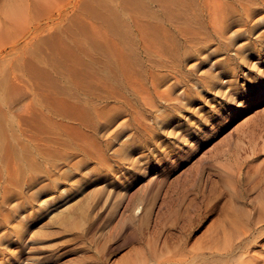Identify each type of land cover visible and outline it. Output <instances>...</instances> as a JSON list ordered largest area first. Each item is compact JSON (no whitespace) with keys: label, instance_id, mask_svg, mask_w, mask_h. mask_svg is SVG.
Segmentation results:
<instances>
[{"label":"rangeland","instance_id":"rangeland-1","mask_svg":"<svg viewBox=\"0 0 264 264\" xmlns=\"http://www.w3.org/2000/svg\"><path fill=\"white\" fill-rule=\"evenodd\" d=\"M114 1L128 13L139 10L135 0H103L104 11ZM255 16L256 22H230L232 47L219 34L181 47V68L164 83L168 89L177 77L170 92L177 103L159 102L151 122L158 129V118H175L177 137L161 129L154 139L130 116L110 120L97 138L100 146H112L108 169L75 150L68 159L66 142L55 138L36 107L29 109L55 105L50 70L79 72L85 65L83 51L106 27L100 0H0V264H172L178 258L239 264L244 253L264 258V155L253 154L264 101L246 105L259 70L255 57L242 60L264 41V22ZM217 73L226 74L223 94L209 87V75ZM231 98L244 99L242 107L230 105ZM172 103L192 107L179 115ZM23 105L29 111L22 113ZM202 127L207 139H191L174 157ZM115 152H126L135 167H125Z\"/></svg>","mask_w":264,"mask_h":264},{"label":"bare ground","instance_id":"bare-ground-1","mask_svg":"<svg viewBox=\"0 0 264 264\" xmlns=\"http://www.w3.org/2000/svg\"><path fill=\"white\" fill-rule=\"evenodd\" d=\"M135 1V4L138 5L136 7L139 10L134 9L128 13L127 9L122 8L118 4V1L110 2V5L104 11V2L100 0V18L106 22V27H101L98 30V41L83 51V55H85L83 58L86 60L85 65L79 72L72 71L71 69L61 72L56 69L50 70L53 78L52 89L54 91H52V96L55 99V105L21 106L22 113L27 112L25 110H28V106L29 109L36 107L35 110H37L39 115L43 116L52 125L55 138L65 141L66 145L71 149L67 153L68 159L74 155L73 150H75L77 153H81L84 159H88L93 155L94 159H97L101 165H110V163L108 164L109 155L106 154V151L108 149L111 151L112 146L110 147V142L106 143V146H100L97 138L102 134L104 127L107 130L110 120L114 117H132L135 122L136 120L138 122L136 124L137 129L148 132L154 139L158 137L159 133L157 131H161V129H163V133L164 131H169L171 136V134L177 131L179 126L178 123H174L175 118L171 117L168 120L157 117L158 120L155 124L159 126L158 129L154 128V124L151 125V122L153 120L152 117L155 114L157 115L156 108H159V102L160 104H167L178 100V98L177 100L175 99L176 96L173 99V95L170 93L175 86L177 87V77L175 76V82L172 85L169 84L168 89H165L168 84L164 86V83L171 76L177 75V68L181 65L180 61L183 56L179 54L181 47L183 48L185 43L189 44L194 41L192 40L193 38L197 39L204 35L214 36L215 34L221 35L223 40L228 44L226 42L222 43L232 47L234 45L232 37H230L231 33L228 31L231 21L237 19L253 22L257 17L253 16L256 14L260 17L257 22H264V15L262 13V10H264V0ZM258 39L262 40L263 38L260 36ZM234 51L236 55H240L238 49ZM242 55L244 64L249 63L248 60L255 57L256 64L253 65L255 69L259 70V78L256 79L255 84L256 87L254 89L250 88L248 90L250 92L249 95L245 96L249 101V104L246 105L259 104L264 101V41L256 50L254 49V51H251L247 55ZM234 72L235 68L229 69L227 74L233 75ZM224 75L226 74L217 73L209 75V87L219 90L216 93L224 92L223 81L226 80L222 79ZM20 81L22 83V80ZM163 86V89L166 90H163L164 92L161 91V87ZM252 92H257L260 95L255 98ZM182 95L180 96L182 97ZM242 100L244 99L231 98L229 101L230 105H236V107L241 108L243 104L240 102ZM173 103L172 106L175 107V111L179 115L184 114L189 109L188 106L192 107V105L178 106L176 104L173 105ZM230 105H226L228 110L232 109ZM165 107L169 108L170 105H165ZM213 124L212 130L215 129L216 123L213 121ZM199 127L201 126L199 125ZM258 127V142L256 147L253 145V154L263 153L262 155H264V123L259 124ZM206 131L202 127L200 131L187 136L175 150L178 152L174 157H178L184 153L183 146L187 145L191 139L200 137L202 141L206 140L209 136ZM175 134L173 136L177 137ZM193 148L191 147L190 150H193ZM255 148L258 150L256 151ZM243 154L241 153V158ZM249 154L251 152L248 153V156ZM114 156H119L126 165L125 167L134 168L137 162L131 159L130 155L126 154V152L124 154L115 152ZM263 165L264 161L261 164V168ZM110 168H112L111 165L108 169ZM122 170L126 174L129 173L125 168ZM63 176L64 173L59 177ZM32 178L30 176L28 180L30 181ZM113 180L114 178H110L109 184H113ZM126 182L127 180L124 181L123 185ZM123 196L122 191L114 202L113 209H116L115 205ZM67 198L68 196L64 199ZM138 210H140V206L134 209V217L138 215ZM26 218L23 217L21 221L26 220ZM129 219L132 220L133 218L130 217ZM260 219L262 220L263 217ZM259 223L262 226L261 222ZM23 229L21 228V230ZM167 261H170V259ZM172 262V264L191 263L189 259L182 258H178L177 261ZM239 264H264V258L252 255V253H244Z\"/></svg>","mask_w":264,"mask_h":264}]
</instances>
